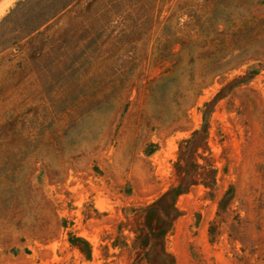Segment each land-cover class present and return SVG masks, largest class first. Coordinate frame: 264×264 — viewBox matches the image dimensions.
<instances>
[{"label": "rangeland", "instance_id": "rangeland-1", "mask_svg": "<svg viewBox=\"0 0 264 264\" xmlns=\"http://www.w3.org/2000/svg\"><path fill=\"white\" fill-rule=\"evenodd\" d=\"M0 264H264V0H11Z\"/></svg>", "mask_w": 264, "mask_h": 264}, {"label": "bare ground", "instance_id": "bare-ground-1", "mask_svg": "<svg viewBox=\"0 0 264 264\" xmlns=\"http://www.w3.org/2000/svg\"><path fill=\"white\" fill-rule=\"evenodd\" d=\"M11 0H0V12L6 6V4L10 3Z\"/></svg>", "mask_w": 264, "mask_h": 264}]
</instances>
